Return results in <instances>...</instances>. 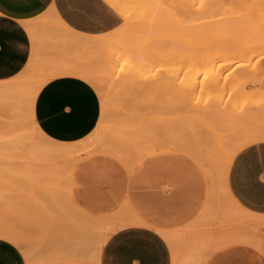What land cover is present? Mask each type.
Masks as SVG:
<instances>
[{"label":"rangeland","instance_id":"1","mask_svg":"<svg viewBox=\"0 0 264 264\" xmlns=\"http://www.w3.org/2000/svg\"><path fill=\"white\" fill-rule=\"evenodd\" d=\"M161 7L159 14L147 7L137 12L130 34L119 42L110 36L108 54L90 62L104 86L102 92L97 89L102 119L94 136L77 144L73 154L60 157L41 150L49 142L36 133L25 112L13 134L1 137L17 140L15 149H0V167L5 168L0 174V223L15 228L37 255L67 253L71 242L74 249L84 247L82 255L92 254L103 225L115 220L113 215H132L128 183L146 148L170 150L153 158L191 163L184 156L191 155L207 175V164L218 168L236 144L227 132L236 130V118L246 106L244 93L264 91V17L258 13L261 17L255 21L253 0H165ZM125 50L142 55L146 65L132 68L134 73L128 75L131 69L118 60ZM3 116L0 108V120ZM230 116L235 125L228 123ZM75 160L82 163L80 169H71ZM198 172L206 199H216L208 190L213 177ZM133 183L130 194L136 209ZM218 192L223 210H230L226 196ZM98 198L109 199L105 209L85 208L86 201ZM78 224L85 236L72 233ZM197 227L194 220L171 231L178 236L182 256L191 243L211 233V225H205L198 236ZM226 240H218L215 248Z\"/></svg>","mask_w":264,"mask_h":264},{"label":"crops","instance_id":"2","mask_svg":"<svg viewBox=\"0 0 264 264\" xmlns=\"http://www.w3.org/2000/svg\"><path fill=\"white\" fill-rule=\"evenodd\" d=\"M49 9L74 32L86 36L110 34L123 24L106 0H0V82L23 72L32 50L24 22L36 20L37 15ZM34 117L46 137L60 144L76 145L97 129L102 103L90 83L74 76H59L39 91ZM167 152L170 150L152 152L133 168L127 188L133 213L128 216L139 223L114 231L99 252L98 264H173L172 249L159 230H177L194 220L198 236L205 225H211V230L206 229L211 231L209 242L228 238L208 255L204 264H264V140L246 145L231 160L226 186L235 206L228 201L232 206L228 211L220 208L219 201L218 209L216 204L209 205L211 200L205 197L198 170L205 178L209 176L193 156L184 155L192 164L182 158H153ZM147 158L152 159L144 162ZM81 167L77 160L71 169ZM132 183L136 209L130 194ZM104 200L86 201L85 208L103 210L109 204V199ZM235 208L241 211L239 219L240 212L236 214ZM80 225L72 233L85 236ZM258 230L262 231L259 240L238 239L255 237ZM8 234H13L15 240ZM73 246L71 242L67 253L51 251L46 256L37 255L15 228L0 223V264H29L30 259L35 264H85L92 261L99 247L92 254L82 255L84 247Z\"/></svg>","mask_w":264,"mask_h":264},{"label":"bare ground","instance_id":"3","mask_svg":"<svg viewBox=\"0 0 264 264\" xmlns=\"http://www.w3.org/2000/svg\"><path fill=\"white\" fill-rule=\"evenodd\" d=\"M106 2L123 19V24L117 30L106 35L86 36L76 33L59 19L53 9H49L44 14L43 18L24 22V25L26 26V29L28 30V33L30 35L32 50L29 62L23 72H21L15 78L0 82V108L4 110V119L0 120V149L6 148L11 150L16 148V137L9 138L7 140H1V137L4 134H13L15 128L18 127V125H20L21 123L20 113L22 114L23 112H25L27 117L30 119L36 133L49 142L47 145H44V148H40L41 150L44 149L43 151L48 152L49 155L62 157L71 155L78 149V147L76 146L77 144H60L49 139L39 129L34 119V106L39 91L48 81L55 77L74 76L85 80L86 82L90 83L96 90L98 89L102 92L104 87L103 83L97 75L96 70L91 66V63L92 61H99L96 60L97 56L108 54V51L105 52V49L109 47L113 42L109 39V37L112 36L116 39V41L119 42V40L128 36L132 31L134 24V15L137 12H140L147 7L151 9V11L155 14H159L161 12V6L165 4V0H106ZM253 7L256 8L257 14L259 13L264 17V0H253ZM259 14L257 16V20H255L257 21V23L259 17H261L259 16ZM57 45L60 46L56 48L55 46ZM121 54L122 55L118 56V60L122 62V67L131 69L127 71L128 75L134 73L132 71V68L146 65V61L141 58L142 55H140V57L139 55H137V52L125 50V52H122ZM40 67L49 69L47 75L42 74V70L39 72ZM192 72L193 71H189L188 73L192 74ZM35 76L36 78H38L34 82L32 79ZM260 87L262 88L263 84L262 86L259 85V88H255L254 86L257 92L259 91ZM249 91L244 93V95L246 96V106L244 108V111L241 112L240 116L236 118V120L238 119V123H235V118L231 117L232 115L230 116L231 119H229L230 122H228V119L225 118L227 119L226 122L230 123L231 125L236 124V130H230L227 132L234 135V141H236V144L232 146L226 154L223 155L224 159H222L221 163L216 165H219L220 167L218 166V168H214L215 163L213 165L210 163L207 164L211 166L210 168L206 166L208 176L213 177L212 181L210 182V192H212L210 195H213L214 193L213 196L216 197V199L212 197L210 201L211 203L209 202V205L212 204V206H215L216 204L215 209H218L217 203L219 202L217 201L220 200L217 199L220 196L218 189H221L224 193V197L226 196L227 201L235 206V203L231 199L229 195L230 193L228 192L226 186L228 168L235 154L243 147L252 142L264 140V91L262 93H259L258 95L254 93V89H252L251 92ZM252 99H254L255 102H253ZM96 131L97 130H95V132L88 139H91ZM151 140L152 139L150 138V141ZM153 141L155 142V140ZM153 141L152 144L154 145ZM155 145H157L156 142ZM152 149L153 146L151 147V149L146 148L144 153L139 156L144 157L156 151ZM211 168H214V173H216V171L218 170L216 176L213 175L214 173L211 174V171H209ZM3 172H5V168L0 167V174L3 175ZM212 200L216 203H213ZM219 206L222 205H220L219 203ZM235 211L237 214L238 210L236 208ZM121 212L122 214H124L125 211L121 210ZM239 212L238 219L241 214V211ZM118 213L119 216L116 214L115 217L114 215L112 216L115 219L113 222H108V226L103 225V231L100 235L98 244L99 247L96 251H94L92 261L85 264H98L97 259L99 252L105 241L114 231L124 226L139 223V221L134 217L132 218L131 216L127 215L120 216V211ZM237 221L239 222V220ZM245 221L246 220H244V222ZM159 232L168 241L173 251V264H204L206 258L210 254V250H213L217 246L216 243L219 240L217 239L215 241L209 242V238L203 237L200 240L191 243L190 246L184 251V254L182 256L181 250L178 249V236L171 231L159 230ZM261 232L262 231L260 230L257 231L255 237L256 240H259ZM7 236L15 240V236L13 234H8ZM204 238L209 240H204ZM261 240L262 239H260V242ZM204 242L207 243L205 244ZM29 264L35 263L30 259Z\"/></svg>","mask_w":264,"mask_h":264}]
</instances>
